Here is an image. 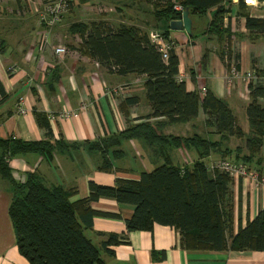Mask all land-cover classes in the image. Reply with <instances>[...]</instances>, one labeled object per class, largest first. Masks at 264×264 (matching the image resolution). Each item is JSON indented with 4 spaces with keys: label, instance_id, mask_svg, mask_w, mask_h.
I'll return each instance as SVG.
<instances>
[{
    "label": "crops",
    "instance_id": "0c3cea01",
    "mask_svg": "<svg viewBox=\"0 0 264 264\" xmlns=\"http://www.w3.org/2000/svg\"><path fill=\"white\" fill-rule=\"evenodd\" d=\"M252 1L251 6L244 0L243 10L238 8L237 0L226 2L229 11L223 18L222 27L233 34L229 45L233 53L239 54L235 69L239 73L255 71L264 87V36L253 40L246 37L242 15L249 13L250 16L264 18V2ZM24 2L27 6L19 4L17 7L5 0L0 1V84L4 91V96H0V138L12 137L23 141L48 138L34 116V112H40L50 127L51 140L74 142L76 146L69 150L61 147L53 152L50 160L35 153L11 158L8 162L13 178L36 173L48 186L60 184L74 187L76 192L70 197L73 202L87 196L89 181L111 186L115 178L138 179L140 172L149 171L162 163V159L154 156L151 148L142 140L130 139L120 141L118 146L108 147L106 157L112 164L111 171L97 169L101 162V147L106 145L101 140L116 135L129 125L149 122L156 124L157 133L163 135L189 137L198 134L212 140L218 139L217 134L204 127L201 109L196 115L200 122L198 127H195L193 119L173 124L167 123L163 117L145 119L152 111L145 99V77L118 75L81 54L78 51L81 41L68 31L70 23L64 24V15L49 30L48 44L38 51L36 43L43 30L37 23L35 12L39 2L22 0ZM142 12L135 13L141 15ZM190 19V34L184 30H170L173 50L178 59V76L182 77L187 91L202 94L200 89L205 88L223 100L234 115L236 124L247 134L245 108L249 101L248 83L241 78H231L230 71L217 53L220 45L216 37L200 33L206 26V18ZM132 25L142 28L138 23ZM193 33L196 37H192ZM57 46L64 47L65 52L55 54L54 48ZM204 52L206 59L201 63ZM133 97L137 101L126 103V99ZM20 109L25 112L21 113ZM65 112L69 114L61 117ZM244 138L231 137L227 146L230 149L239 146L240 155H243L246 153ZM84 141L88 144L81 143ZM93 142H100V148L91 145ZM113 150L121 152L112 157ZM186 152L188 158L182 154V148L167 150L170 161L175 165L191 162L195 158L192 150ZM220 159L218 154H211L207 161L212 164ZM248 170L255 173L257 178L240 177L233 179L231 185L232 234L252 220L264 206V185L258 182L259 178H264V159L251 165ZM11 196L10 186L0 178V264H28L15 246L8 215ZM90 206L94 210L120 216H94L91 229L85 232L92 243L98 245L102 239L96 233H126L124 220L131 216L132 206L119 205L108 198H100L91 202ZM109 250L111 254H102L106 264H264V249L185 250L179 245L177 231L159 224H154L151 231L128 232L123 243L110 246ZM153 251L162 252L163 256L153 259Z\"/></svg>",
    "mask_w": 264,
    "mask_h": 264
},
{
    "label": "trees",
    "instance_id": "16d2710c",
    "mask_svg": "<svg viewBox=\"0 0 264 264\" xmlns=\"http://www.w3.org/2000/svg\"><path fill=\"white\" fill-rule=\"evenodd\" d=\"M145 2L151 6L148 12L154 21L151 32L158 33L172 46L167 58L151 40L150 34L136 25L119 23L116 26L104 20L74 22L68 31L81 43L78 51L95 60L101 67L118 75H143L145 99L151 113L145 119L163 117L169 124L184 123L194 119L201 109L204 127L218 135L217 140L193 134L189 137L157 133V125L140 122L129 125L116 135L101 140L100 171H111L112 164L106 157L110 146H118L122 140L140 139L160 157L162 163L149 171L139 173L138 179L115 178L111 186L92 181L87 184L88 194L71 202L76 189L60 184L46 185L36 173H26L23 181L11 175L9 160L25 153H35L50 160L53 152L76 146L74 142L51 140L50 127L44 114L34 112L38 124L48 137L40 141H23L16 138H0V178L11 189L8 215L14 231L15 246L28 264H106L102 254H111L110 246L123 243L131 231H151L154 224L174 228L179 245L185 250L261 251L264 249V206L243 227L232 231L233 179L218 170L207 159L218 154L221 159L239 162L247 169L264 159V87L259 75L247 84L248 104L245 116L248 133L242 132L226 103L206 91L203 94L187 91L183 81H178V59L173 50L169 22L178 20L181 13L172 7L178 3L187 9L190 17H205L206 26L200 32L215 36L220 48L218 55L229 71L237 67L239 54L232 52L230 38L233 35L223 28V18L229 11L225 6L230 0H130ZM264 2V0H258ZM243 10L244 0H237ZM245 19L246 37L264 36V18L242 14ZM150 32V33H151ZM192 37H196L193 33ZM206 59V52L200 62ZM233 60V61H232ZM0 96H4L0 84ZM137 98H128L133 103ZM125 102V101H124ZM208 134V132H207ZM244 138L246 153L240 155V147L230 149L229 139ZM83 144L86 141L81 142ZM91 145L100 146V142ZM100 148V147H99ZM170 148L192 150L195 158L188 163L173 164L167 154ZM90 149V147H89ZM113 150L112 157L120 154ZM231 159V160H229ZM100 198L114 200L119 205L132 206L133 212L124 220L126 233H96L101 236L98 245L92 243L86 230L92 227L94 216L119 218V214L91 208L90 203ZM153 259L163 253H151Z\"/></svg>",
    "mask_w": 264,
    "mask_h": 264
},
{
    "label": "built area",
    "instance_id": "2783aa9c",
    "mask_svg": "<svg viewBox=\"0 0 264 264\" xmlns=\"http://www.w3.org/2000/svg\"><path fill=\"white\" fill-rule=\"evenodd\" d=\"M39 8H35L37 23L43 28L39 38L37 39L36 48L38 51L44 49V47L48 44L49 41V30L55 26L59 21L61 16L66 12L69 8V0H38ZM252 6V0H246ZM172 7L174 10L182 12L183 8L175 2H172ZM151 40L155 43L157 49L162 54V58H167V51L172 46V42L165 41L162 37L155 33L154 31L150 33ZM65 52L64 47L57 46L54 48V53L57 55L63 54ZM231 78H241L245 82H249L251 79L255 78L253 71H248L245 73H239L234 66L230 68ZM178 81H182L181 76H177ZM230 82V79L228 80ZM200 92L203 94L205 92V88H201ZM21 113H24L25 110L20 109ZM69 113L65 112L60 116H67ZM218 170L227 173L232 179H237L240 177H251L256 179L257 176L255 173H251L247 167L239 162H232L228 160H218L213 164ZM14 179L18 181H23L22 176H15ZM258 182L261 185H264V178H259Z\"/></svg>",
    "mask_w": 264,
    "mask_h": 264
},
{
    "label": "rangeland",
    "instance_id": "374dc122",
    "mask_svg": "<svg viewBox=\"0 0 264 264\" xmlns=\"http://www.w3.org/2000/svg\"><path fill=\"white\" fill-rule=\"evenodd\" d=\"M5 1L11 4H15L17 7L21 6L22 4L24 5V7L27 6L25 2L22 3V0ZM32 1L33 0H30L29 3H31ZM146 8L149 11L151 10V6H149L145 2L137 3L130 0H69V8L63 14L64 24H72L74 22H89L92 20L104 19V21L113 26H116L119 23H138L143 30H146L150 34V32L155 28V25L150 14L144 11V9ZM140 10H143L141 15L136 14L137 11L140 12ZM135 15L137 16L134 17ZM62 16L60 18V21L62 19ZM193 120V123H195V127H198L200 123H198V119H196L195 117ZM182 154L184 155V157L188 158L186 156L188 155L186 149L182 148Z\"/></svg>",
    "mask_w": 264,
    "mask_h": 264
},
{
    "label": "water",
    "instance_id": "95a60500",
    "mask_svg": "<svg viewBox=\"0 0 264 264\" xmlns=\"http://www.w3.org/2000/svg\"><path fill=\"white\" fill-rule=\"evenodd\" d=\"M168 26L170 30H184L187 34H190L192 22L188 10L184 9L181 13L180 19L171 20Z\"/></svg>",
    "mask_w": 264,
    "mask_h": 264
}]
</instances>
